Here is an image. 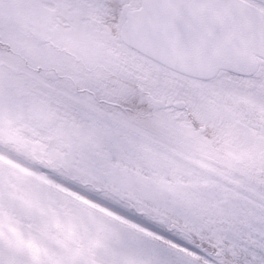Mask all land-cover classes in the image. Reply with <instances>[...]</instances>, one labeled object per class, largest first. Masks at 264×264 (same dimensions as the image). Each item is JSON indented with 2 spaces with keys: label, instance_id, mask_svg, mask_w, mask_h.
<instances>
[{
  "label": "snow or ice",
  "instance_id": "snow-or-ice-1",
  "mask_svg": "<svg viewBox=\"0 0 264 264\" xmlns=\"http://www.w3.org/2000/svg\"><path fill=\"white\" fill-rule=\"evenodd\" d=\"M0 264H264V0H0Z\"/></svg>",
  "mask_w": 264,
  "mask_h": 264
}]
</instances>
